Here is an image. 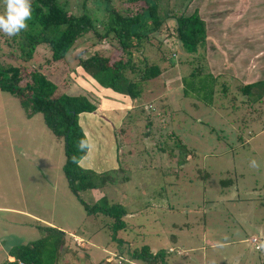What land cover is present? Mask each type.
<instances>
[{
    "label": "rangeland",
    "instance_id": "rangeland-1",
    "mask_svg": "<svg viewBox=\"0 0 264 264\" xmlns=\"http://www.w3.org/2000/svg\"><path fill=\"white\" fill-rule=\"evenodd\" d=\"M57 1L70 15H87L98 30L110 10L132 15L145 8L141 1ZM146 1L156 4L160 17L196 12L209 41H216L207 42L206 55L214 62L213 55L223 61L230 56L229 64L205 68L199 53L204 43L187 54L171 37L173 22L167 20L143 51L161 75L142 83L141 96L130 99L99 85L78 65L95 52L115 60L107 41L94 44L89 33L57 62H47L48 49L39 45L24 62L0 33V66L40 67L53 97L82 96L95 106L77 117L93 146L78 164L119 173L116 183L80 196L87 205L101 197L120 205L124 228L111 234L108 217L85 213L61 171V140L50 145L41 116L28 123L16 99L3 92L0 207L26 209L64 232L58 264H140L127 261L126 250L142 248L163 251L166 264H264V97L251 106L236 90L240 81L264 80V0ZM251 159L258 170L249 166ZM38 227L43 224L0 212V264L8 247L37 240ZM251 237L259 250L248 242Z\"/></svg>",
    "mask_w": 264,
    "mask_h": 264
},
{
    "label": "trees",
    "instance_id": "trees-1",
    "mask_svg": "<svg viewBox=\"0 0 264 264\" xmlns=\"http://www.w3.org/2000/svg\"><path fill=\"white\" fill-rule=\"evenodd\" d=\"M128 1H141L145 8L132 15L110 10L105 20L99 23L101 29L98 30L87 15H70L57 0H31L32 18L27 21V30L18 36L7 37L4 41L9 40L17 46V55L24 62L32 57L39 45L48 49L47 62H57L65 57L76 41L90 33L94 44L107 41L112 46L111 50L116 51L118 56L110 61V54L95 52L87 58L78 59V65L104 88L136 99L141 96L142 83L158 78L162 72L157 65L148 63L143 56L144 44L160 31L167 20H171V37L187 54H195L197 48L205 41V26L196 12L187 15L166 14L160 17L156 4H150L146 0ZM39 68H27L22 65L0 66V92L14 97L27 119L39 114L51 135L61 140V171L68 190L83 206L87 215L108 217L110 232L114 234L124 228L123 208L115 203L107 204L104 197L87 205L80 196V193L85 191L116 183L119 173V169L96 173L82 169L78 164L86 153L79 152L76 148L77 141L85 138L78 126L77 117L92 113L96 108L82 96L53 97V85ZM199 71L200 69L196 75ZM192 75L193 71L189 77ZM183 83L184 80L182 86ZM236 90L238 94L246 97V104L254 106L264 97V80L251 84L238 83ZM220 91L224 92L225 87L222 86ZM38 230L41 236L37 240L8 247L7 258L2 264H58L65 250L66 234L48 226L38 227ZM126 254L129 262L166 264L163 251L151 253L147 248H142L131 252L126 250Z\"/></svg>",
    "mask_w": 264,
    "mask_h": 264
},
{
    "label": "clouds",
    "instance_id": "clouds-1",
    "mask_svg": "<svg viewBox=\"0 0 264 264\" xmlns=\"http://www.w3.org/2000/svg\"><path fill=\"white\" fill-rule=\"evenodd\" d=\"M4 11L0 13V33L11 38L20 35L28 28L27 21L32 18L31 0H2ZM88 138H81L76 143L79 152L87 153L92 149ZM249 166L259 169L260 164L255 160L249 161Z\"/></svg>",
    "mask_w": 264,
    "mask_h": 264
},
{
    "label": "crops",
    "instance_id": "crops-1",
    "mask_svg": "<svg viewBox=\"0 0 264 264\" xmlns=\"http://www.w3.org/2000/svg\"><path fill=\"white\" fill-rule=\"evenodd\" d=\"M207 42H212V43H214V44H216V41H209V36L207 35V33H206V31H205V41H204V44L201 46V52H200V50H199V53H200V55H202V63H203V66L206 68H208V69H210L211 67H214V68H216V67H219V66H217V62L218 61H220V62H222L223 61V58L222 57H220L219 55H213L214 57H216V62H214V60L213 59H211V57L209 56V55H206V53H209V48H207ZM213 46H215V45H213ZM205 56H206V61H205ZM233 61H235L236 60V56L235 55H233ZM226 60H227V63L229 64V61H230V56H227V58L225 57V59H224V61L222 62V64L221 65H223V63H226ZM232 61V62H233ZM254 82H256V81H249V82H241L240 81V84H251V83H254ZM17 101V100H16ZM18 103V102H17ZM18 106H19V104H18ZM19 108H20V106H19ZM22 110V109H21ZM39 115V114H38ZM25 117V116H24ZM35 115L34 116H32L31 118H25L26 119V121H28V123H29V121H30V123L35 119ZM41 120H42V118H41ZM43 122V121H42ZM30 125V127H31V125L32 124H29ZM44 125V124H43ZM50 133V132H49ZM50 138V140H51V143H50V145H53V146H55V145H57V141L58 140H55V137H53L52 135H51V133H50V136H49ZM11 147H13V145H15V143H13V144H9ZM49 145V146H50ZM52 146V147H53ZM42 147H44V146H42V145H40L38 148H39V151H41V148ZM52 147H50V148H52ZM38 148H34V150H38ZM33 149V148H32ZM47 149H49V148H47ZM40 158H41V161H40ZM38 160H37V163L39 164V165H43L44 163H45V161H46V159L45 158H43V157H40ZM90 170V169H89ZM93 171V170H92ZM95 172V171H94ZM96 173H99V172H96ZM93 190V189H92ZM92 190H88V191H92ZM94 191V190H93ZM86 192V191H85ZM84 192V193H85ZM0 212H4V213H10V214H16V215H19V216H21V217H24V218H26V219H30V220H32V221H34V222H40V223H42L43 224V226H48V227H54L53 225H51L49 222H45V221H43V220H41V219H39V218H37V217H35L33 214H31V213H29V211H27L26 209H13V208H11V207H3V208H1L0 207ZM26 221H24V223H25ZM25 224H27V223H25ZM8 260H11L10 258H8Z\"/></svg>",
    "mask_w": 264,
    "mask_h": 264
},
{
    "label": "built area",
    "instance_id": "built-area-1",
    "mask_svg": "<svg viewBox=\"0 0 264 264\" xmlns=\"http://www.w3.org/2000/svg\"><path fill=\"white\" fill-rule=\"evenodd\" d=\"M256 241H257L256 238H253V237H251V238L248 239V242H249L251 245H253V249H254V250H259V247L257 246L258 243H257ZM256 243H257V244H256ZM170 251H171V250H169V252H170ZM178 253H179V251H178ZM119 260L122 261L121 258H119ZM119 264H121V263H119Z\"/></svg>",
    "mask_w": 264,
    "mask_h": 264
}]
</instances>
